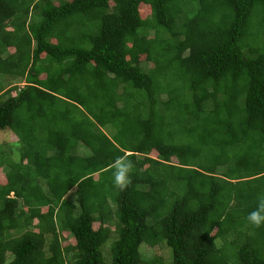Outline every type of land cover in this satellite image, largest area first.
<instances>
[{
  "label": "trees",
  "instance_id": "obj_1",
  "mask_svg": "<svg viewBox=\"0 0 264 264\" xmlns=\"http://www.w3.org/2000/svg\"><path fill=\"white\" fill-rule=\"evenodd\" d=\"M2 133L0 264H264V0H0Z\"/></svg>",
  "mask_w": 264,
  "mask_h": 264
},
{
  "label": "rangeland",
  "instance_id": "obj_2",
  "mask_svg": "<svg viewBox=\"0 0 264 264\" xmlns=\"http://www.w3.org/2000/svg\"><path fill=\"white\" fill-rule=\"evenodd\" d=\"M56 1L57 3V0H54ZM140 13L143 17H146L149 15V9L148 7H145V6H140ZM11 50H13L12 48H10ZM144 57L141 56V60L143 61ZM145 65V62L143 61L142 62V65ZM153 67V64L152 63H147L145 68L148 69V68H152ZM5 81H4V90H8V89H11V88H16V87H22L24 84H23V81L22 79H19V77H15V76H6L5 78ZM12 94H15V92L13 91L11 93ZM8 96V95H7ZM3 137H5V135L2 133L1 136H0V148L1 150L5 153L8 152L9 148H8V145H7V142L8 141H3ZM7 140L9 141H15L16 140V137L12 136V135H7L5 137ZM151 156H155V153H151ZM5 170H1L0 169V173H4ZM68 200L69 201H74L75 199V194L73 192H70L69 195H68ZM93 227L96 229L98 227V224L94 223L93 224ZM63 236H65V238L63 239ZM60 237H61V245L62 246H66L68 244H72L74 241H73V238L68 235L67 233L63 232L60 234ZM112 238H110L108 240V242L103 245L102 247V253L105 255V260H106V264H109L108 263V258H109V244L111 242ZM140 252H141V255L144 259H149L151 257H153L154 255H157V256H160L163 258V260H165L166 262L170 261V258H171V251L165 246V245H161L159 247H155V248H150L148 247L147 245H142L140 247Z\"/></svg>",
  "mask_w": 264,
  "mask_h": 264
},
{
  "label": "clouds",
  "instance_id": "obj_3",
  "mask_svg": "<svg viewBox=\"0 0 264 264\" xmlns=\"http://www.w3.org/2000/svg\"><path fill=\"white\" fill-rule=\"evenodd\" d=\"M129 169L130 164L121 163L118 166L117 172L115 174V182L119 186L123 187L124 184L127 182V173ZM248 220L255 226H260L261 224H264V204H262L257 211L250 213L248 216Z\"/></svg>",
  "mask_w": 264,
  "mask_h": 264
},
{
  "label": "crops",
  "instance_id": "obj_4",
  "mask_svg": "<svg viewBox=\"0 0 264 264\" xmlns=\"http://www.w3.org/2000/svg\"><path fill=\"white\" fill-rule=\"evenodd\" d=\"M70 193V192H69ZM69 193H68V195H69Z\"/></svg>",
  "mask_w": 264,
  "mask_h": 264
}]
</instances>
